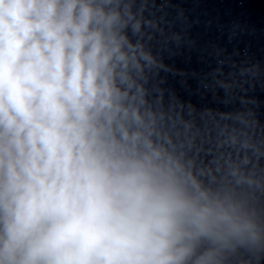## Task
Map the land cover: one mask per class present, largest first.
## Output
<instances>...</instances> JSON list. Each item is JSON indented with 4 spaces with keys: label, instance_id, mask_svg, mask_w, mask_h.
I'll use <instances>...</instances> for the list:
<instances>
[{
    "label": "clouds",
    "instance_id": "9594fccd",
    "mask_svg": "<svg viewBox=\"0 0 264 264\" xmlns=\"http://www.w3.org/2000/svg\"><path fill=\"white\" fill-rule=\"evenodd\" d=\"M131 19L128 0H0V264L264 251L246 201L193 177L141 110Z\"/></svg>",
    "mask_w": 264,
    "mask_h": 264
},
{
    "label": "water",
    "instance_id": "95a60500",
    "mask_svg": "<svg viewBox=\"0 0 264 264\" xmlns=\"http://www.w3.org/2000/svg\"><path fill=\"white\" fill-rule=\"evenodd\" d=\"M128 3V39L146 54L141 110L159 141L264 223V0ZM223 264H264V251L240 248Z\"/></svg>",
    "mask_w": 264,
    "mask_h": 264
}]
</instances>
